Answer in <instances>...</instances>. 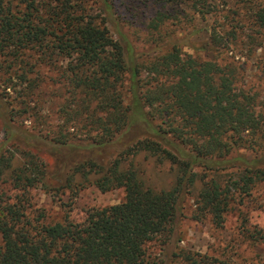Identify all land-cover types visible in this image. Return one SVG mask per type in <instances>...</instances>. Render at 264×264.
Segmentation results:
<instances>
[{
    "label": "trees",
    "instance_id": "1",
    "mask_svg": "<svg viewBox=\"0 0 264 264\" xmlns=\"http://www.w3.org/2000/svg\"><path fill=\"white\" fill-rule=\"evenodd\" d=\"M238 1L264 29V0ZM156 2L165 10L150 20L154 30L219 12L216 0ZM94 4L101 11L93 13ZM111 8L110 0H0V264H223L170 246L188 194L199 217L210 215L216 226L231 204L250 207L254 196L256 203L264 186V97L240 85L234 63L185 52L188 37L141 61L124 34L112 35ZM220 33L213 40L231 50ZM5 103L12 120L41 116L46 129L6 125ZM47 103L53 116L41 115ZM11 142L17 151L8 154ZM89 184L123 188L125 197L82 221L68 213L55 220L32 202L36 187L58 195ZM156 242L161 257L151 263Z\"/></svg>",
    "mask_w": 264,
    "mask_h": 264
},
{
    "label": "rangeland",
    "instance_id": "2",
    "mask_svg": "<svg viewBox=\"0 0 264 264\" xmlns=\"http://www.w3.org/2000/svg\"><path fill=\"white\" fill-rule=\"evenodd\" d=\"M156 1L110 0L112 8L107 14L110 21L112 18L115 20L108 21L112 35L121 38L118 30L124 34L130 45L134 46L139 55L141 54L140 60L144 62H149L161 52V49L165 51L171 45L172 38L182 41L188 37L189 43L183 46L185 52L205 58L218 57L222 63L227 61L230 64L234 63L238 67L240 85L259 89L261 97H264V29L250 21V13L241 10L242 4L238 0H216L219 9L216 15L210 14L206 17L197 15L196 18L189 17V20L183 21L169 19L160 30H154L148 26L150 20L159 10H165L164 6ZM237 10H241V13L236 14ZM99 11L101 10L98 4H94L92 12ZM216 29L222 31L220 34L228 38L229 45H232L231 50L215 43L212 34ZM228 32L231 33L230 37ZM0 90H3L1 84ZM40 93L45 99L50 98L51 91L47 87H42ZM47 105L49 106H44L41 115L52 112L53 116L55 105L53 103ZM2 115L6 125H13L18 130L38 134L37 129H46L47 120L41 116L28 115L12 120L6 103L5 107H2ZM2 124L3 122L0 124V141L6 137ZM5 147L8 154L17 151L15 143H7ZM246 150L241 149L242 152ZM247 155L254 156L252 152H248ZM44 159L53 165L51 158L45 155ZM164 176L161 180L165 179L168 183L167 176ZM54 184L53 182L52 186ZM259 189L261 192L257 193L259 196L256 195V203L250 200L255 199V196L249 199L250 207L231 204L229 211L225 213L223 226H216L208 214L205 216L201 214L202 217H199L196 196L188 194L178 217L177 238L173 239L175 243L170 246L171 252L176 248L177 251L192 250L217 257L223 264H264V186ZM75 190L67 189L64 194L54 195L41 187H36L31 190L32 202L34 206L46 209L55 220L62 219L68 213L72 219L82 221L91 209L120 203L125 197L123 188L103 191L96 185L89 184L77 189L78 191ZM63 202L67 204L66 208L62 206ZM245 227L260 233L250 235L244 231ZM148 252L152 263L154 258L161 257L160 244L154 243ZM172 264L178 262L173 261Z\"/></svg>",
    "mask_w": 264,
    "mask_h": 264
}]
</instances>
